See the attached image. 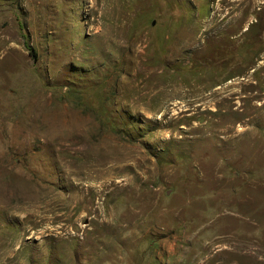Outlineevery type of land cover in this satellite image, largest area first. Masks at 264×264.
I'll use <instances>...</instances> for the list:
<instances>
[{"label":"rangeland","instance_id":"1","mask_svg":"<svg viewBox=\"0 0 264 264\" xmlns=\"http://www.w3.org/2000/svg\"><path fill=\"white\" fill-rule=\"evenodd\" d=\"M245 5L0 0V264H264Z\"/></svg>","mask_w":264,"mask_h":264},{"label":"bare ground","instance_id":"2","mask_svg":"<svg viewBox=\"0 0 264 264\" xmlns=\"http://www.w3.org/2000/svg\"><path fill=\"white\" fill-rule=\"evenodd\" d=\"M243 5H245V8L242 10L243 13L249 12L254 14L257 17H261V12L263 11L262 9H260L259 13H256L254 11V7L257 4V0H242ZM259 23V21H258ZM264 36V35H263ZM98 177V176H97ZM89 178V176H88ZM93 184V183H92ZM83 202V201H82Z\"/></svg>","mask_w":264,"mask_h":264}]
</instances>
